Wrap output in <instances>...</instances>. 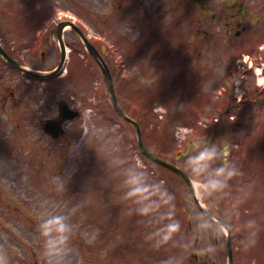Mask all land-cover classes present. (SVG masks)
I'll list each match as a JSON object with an SVG mask.
<instances>
[{
  "label": "rangeland",
  "instance_id": "374dc122",
  "mask_svg": "<svg viewBox=\"0 0 264 264\" xmlns=\"http://www.w3.org/2000/svg\"><path fill=\"white\" fill-rule=\"evenodd\" d=\"M208 1L221 4V0ZM244 1L249 5L263 2ZM199 4L185 0H0V42L13 59L35 71H47L59 60L56 25L72 20L81 26L102 52L118 99L139 121L148 148L186 171L197 167L195 175L202 180L194 181V188L202 204L233 213L221 187L224 169L216 173L207 169L205 175L212 156L197 166L203 139L198 140V148H188L190 139L204 130L197 124L201 117L192 115L194 103L202 109L209 92L220 89L215 77L220 73L219 63L214 61L209 67V45L197 30L211 23L209 18L199 19ZM188 5L195 11L191 15L185 9ZM215 7L223 14L220 5ZM151 8L159 10L150 13ZM167 25L174 28L163 33ZM63 36L67 58L49 82L29 80L0 58V212L16 214L13 231L19 237V242L11 241L3 233L8 252L0 248L2 255L7 253L1 264H205V260L223 264L224 251L213 241V232L221 233L220 227L204 219L183 180L141 157L134 128L111 107L97 63L73 29L66 26ZM182 41H187L186 48ZM166 43L172 48L169 52ZM177 46L183 55L167 56ZM206 76L211 79L205 81ZM62 99L77 108L81 117L52 139L38 124L56 115ZM155 106L164 110L162 117L156 116ZM26 121L29 128L21 134L16 122ZM182 124L193 126L194 134L180 145L173 131ZM245 126L247 158H241L238 165L262 164L264 132ZM223 141L219 136L210 141L211 155L217 150L216 157L223 158L225 151L218 150ZM178 152L186 154L177 156ZM256 172L262 180L254 183L261 187L251 195L244 193L243 211L238 208L236 212L251 229L263 234L264 169ZM246 173L242 169L239 174L245 177ZM233 184L236 192L241 186ZM208 197L216 203L204 201ZM33 219L38 224L28 222ZM189 222L200 232L201 259L196 263L190 256L194 231H185ZM57 225L65 227L66 237L54 236V231H61ZM235 226L238 229L241 224ZM236 234L234 239L240 244ZM255 238L251 247L261 243ZM249 263L261 264L259 260Z\"/></svg>",
  "mask_w": 264,
  "mask_h": 264
},
{
  "label": "flooded vegetation",
  "instance_id": "af4514ba",
  "mask_svg": "<svg viewBox=\"0 0 264 264\" xmlns=\"http://www.w3.org/2000/svg\"><path fill=\"white\" fill-rule=\"evenodd\" d=\"M240 8L237 11V14L241 12L242 5H238ZM227 23V22H226ZM264 40V39H263ZM241 54H238L240 56ZM237 57L236 59H238ZM262 59H264L262 57ZM240 60V59H238ZM257 63H260L258 61ZM231 79L226 80L228 84L235 83L237 84L238 91L240 92V96L237 102V108L239 109L240 115L242 118H247L249 113L246 112V106L249 104L257 103L260 98V93H264V85L262 88H256L255 86V78L250 75V70L247 69H238L232 70L230 72ZM255 92L254 94H251ZM264 110V108H263ZM254 118V117H251ZM224 120V119H223Z\"/></svg>",
  "mask_w": 264,
  "mask_h": 264
},
{
  "label": "water",
  "instance_id": "95a60500",
  "mask_svg": "<svg viewBox=\"0 0 264 264\" xmlns=\"http://www.w3.org/2000/svg\"><path fill=\"white\" fill-rule=\"evenodd\" d=\"M226 2L227 3H229V1L228 0H226ZM61 28H62V25H60L59 26V28L57 29V35L56 36H58V38H59V41H60V44H61V46H63V42H62V39H61ZM87 47H88V50L90 51V53L91 54H93L94 56H95V54H94V52H93V47L91 46V45H88V43H87ZM62 56H63V53H62ZM62 56H60L61 57V59H62ZM11 63H13L10 59H8ZM13 64H15V63H13ZM100 65L99 66H101V69H102V72H103V76L105 77V79H106V81H107V83H108V86H109V90H110V92H111V97H112V99H113V101H114V104H116V101H115V97H113L114 95H113V92H112V86H111V82H110V76H109V74H108V71L106 70V68H105V65L102 63V61L99 63ZM60 110H61V116H63V117H69L70 118V116H72L73 114H72V112H70L68 109H67V106H66V104L65 103H61L60 104ZM44 127H45V129L47 130V131H50L51 133H53V135H57L58 134V132L60 131V127H59V124L56 122V121H48V122H46L45 123V125H44ZM139 143H140V146H141V148H142V150L144 151V148H143V146H142V143H141V140L139 139ZM145 152V151H144ZM147 155H149V154H147ZM150 156V155H149ZM170 168H172V169H174V170H176L177 171V169L176 168H173L172 166H170ZM180 172V171H179ZM182 173V172H181ZM182 175L184 176L183 178H185L186 180H187V182H188V184L190 185V187H191V182H190V179L184 174V173H182ZM202 210V212L206 215V216H209L208 215V213L206 212V211H204L203 209H201ZM231 263V256L229 255V264Z\"/></svg>",
  "mask_w": 264,
  "mask_h": 264
}]
</instances>
